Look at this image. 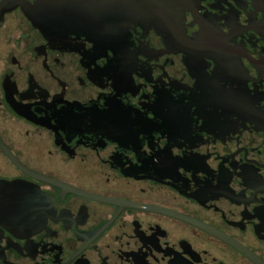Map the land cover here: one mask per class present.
I'll list each match as a JSON object with an SVG mask.
<instances>
[{
    "label": "flooded vegetation",
    "instance_id": "flooded-vegetation-1",
    "mask_svg": "<svg viewBox=\"0 0 264 264\" xmlns=\"http://www.w3.org/2000/svg\"><path fill=\"white\" fill-rule=\"evenodd\" d=\"M34 3L0 11V264H264V0L120 61Z\"/></svg>",
    "mask_w": 264,
    "mask_h": 264
},
{
    "label": "water",
    "instance_id": "water-1",
    "mask_svg": "<svg viewBox=\"0 0 264 264\" xmlns=\"http://www.w3.org/2000/svg\"><path fill=\"white\" fill-rule=\"evenodd\" d=\"M25 0H5L21 5ZM202 0H35L26 11L33 20L57 21V34L88 36L102 49L123 60L139 29H153L182 52L187 40V14L197 18ZM31 12V14L29 13ZM54 32V30L52 31ZM121 64V63H120ZM69 131L70 127H66Z\"/></svg>",
    "mask_w": 264,
    "mask_h": 264
}]
</instances>
